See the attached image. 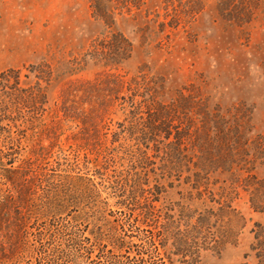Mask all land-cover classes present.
I'll return each mask as SVG.
<instances>
[{
  "label": "rangeland",
  "instance_id": "obj_1",
  "mask_svg": "<svg viewBox=\"0 0 264 264\" xmlns=\"http://www.w3.org/2000/svg\"><path fill=\"white\" fill-rule=\"evenodd\" d=\"M3 72L0 204H13L0 207V264H52L55 219L21 214L79 197L81 177L142 220L158 196L152 226L231 203L245 216L237 241L186 258L167 249L166 264H256L245 254L264 215L241 182L264 178V0H0ZM160 112L183 136L182 164L176 139L151 127ZM72 201L71 220L87 221L89 204Z\"/></svg>",
  "mask_w": 264,
  "mask_h": 264
},
{
  "label": "trees",
  "instance_id": "obj_2",
  "mask_svg": "<svg viewBox=\"0 0 264 264\" xmlns=\"http://www.w3.org/2000/svg\"><path fill=\"white\" fill-rule=\"evenodd\" d=\"M14 73V78L18 84L19 75L17 71ZM0 76L6 79V73L3 72ZM40 94L45 96L41 91ZM163 112L155 115L156 119L151 122V127L157 133H163L167 138L176 139L173 147L180 153V160L177 163L182 164L185 162L182 160L188 159L186 153L185 157L181 158V147L178 141L182 142L183 136L181 132L173 134L170 119L168 122L167 118L162 115ZM176 112L177 109H170L165 115L176 120L178 118ZM156 120L157 123H155ZM10 162L12 163V161ZM195 166L205 169L202 161ZM80 179H82L83 185L79 187V197L77 196L78 193L71 194L67 199L63 195L55 209H36L35 212L32 210L21 214L23 217H30L29 213H31V216L36 214L42 218L52 217L55 219V223L52 225H45L47 239L56 242L51 243L52 253L49 260L52 264H166L167 249H170L171 254L186 258L197 254L201 248H221L223 245L237 241L245 226V216L241 211L234 208L231 203L222 204V201L215 198H211L210 201L218 203L217 209L211 206L203 211L187 213L182 207L178 217H176V212L167 213L164 223H160V225L156 223L152 226L148 218L158 221L157 217L161 216L160 214L155 215L156 205H153L154 201H159L158 196L152 199L153 202L146 211L148 218L142 220L134 215L136 205L132 207L129 205L130 203L121 198L116 201L120 209L114 210L109 207L107 197H102L95 182L86 184L84 178L81 177ZM68 182L69 184L72 183L71 181ZM200 184L198 177L193 187L200 188ZM241 186L247 192L251 210L264 215V178L248 175L241 182ZM73 187L76 188V185L73 184ZM8 191L10 193L11 189L8 188ZM60 191L63 189L61 188ZM81 197L85 199L84 205L89 204V212L86 210L87 207L83 208L85 209L83 216L87 214V221L82 219L79 221L80 215L72 216L74 220H71L73 210L69 206H72V198L76 200L81 199ZM6 203L7 206L4 205ZM12 204L13 200L10 199L9 195V198L7 197L0 204V207L8 208ZM124 206L127 210H124ZM172 210L174 209L172 208ZM14 212L20 214L18 205H15ZM10 216V210L6 209L4 212L0 210V221L3 217L5 221L10 220ZM19 220L22 221L21 218ZM91 223H93L92 227H90ZM140 223H147V226ZM107 225H109L108 230L104 228ZM251 232L253 233V241L245 256L253 255L256 264H264V221H256ZM42 233L40 229L35 233L38 240L43 239Z\"/></svg>",
  "mask_w": 264,
  "mask_h": 264
}]
</instances>
